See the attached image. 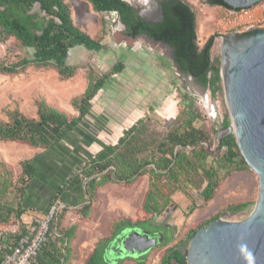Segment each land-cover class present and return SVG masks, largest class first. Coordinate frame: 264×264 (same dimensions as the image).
<instances>
[{"label": "trees", "instance_id": "obj_1", "mask_svg": "<svg viewBox=\"0 0 264 264\" xmlns=\"http://www.w3.org/2000/svg\"><path fill=\"white\" fill-rule=\"evenodd\" d=\"M84 1L90 3L97 13H116L119 22L125 26L127 37L136 39L146 35L171 47L174 61L179 64L182 73L193 77L195 83L209 89L214 95L221 91V68L219 63L211 62L213 39L208 40L203 48L199 47L196 41L197 12L188 1L155 0L161 12L157 22L144 20L124 0ZM206 3L233 11L224 0H206ZM10 39H14L22 50L31 51V54L21 57L18 54L11 61L7 58L0 60V74L16 76L30 68L53 69L62 81L73 78L77 73L78 67L68 63L70 52L75 47L83 46L93 52H100L104 48L101 41L92 38L74 23L71 7L65 0H0V43ZM123 71V63H117L112 73L105 76H98L91 71L85 92L72 102L77 112L75 117H69L43 101L38 103L35 117L25 116L18 111L10 113L8 122L0 121V141L21 143L44 151L53 149L69 133L79 129L98 93L106 87L111 76ZM183 98L185 111L167 135L159 137L150 131L148 118L140 119L124 131L116 144L103 147L88 159L79 172L63 182L52 198V202L58 200L66 205L54 227L60 237L52 240L41 251L37 264H65L68 245L74 239L75 231L71 229L64 233L61 229L64 213L71 208H79L83 217H89L92 202L101 187L110 183L131 186L148 176L149 187L143 202V211L147 215H163L177 192L186 194L192 200L190 213H193L200 205L191 194V188L200 190L201 200L208 203L234 172L248 169L233 135L222 140L219 150H208V146H212L211 137L202 128L196 127L200 116L190 96L185 93ZM230 124V118L226 116L221 126L226 128ZM21 168L18 181L13 183L12 173L0 159V225L13 226L15 222L20 225L14 233H6L7 243L19 238L27 227L23 222L27 214L23 200L36 170L32 160L23 162ZM12 192L16 193L15 202L7 199ZM250 206L248 202H238L228 205L226 209L237 214ZM217 219L219 217H214L191 229L188 241L193 239L199 229ZM145 225L153 229L163 228L143 221L119 222L109 238L97 243L86 264H113L105 260L109 244L123 231ZM169 242L164 241L162 246ZM2 259L3 255L0 254V263ZM160 264H187L186 255L178 246H174L164 252Z\"/></svg>", "mask_w": 264, "mask_h": 264}, {"label": "rangeland", "instance_id": "obj_2", "mask_svg": "<svg viewBox=\"0 0 264 264\" xmlns=\"http://www.w3.org/2000/svg\"><path fill=\"white\" fill-rule=\"evenodd\" d=\"M124 1L143 18H158L156 12L159 8L155 0ZM186 1L197 5L198 44L204 38L200 25L203 21L210 35L208 40L213 39L211 62L219 63L222 71V39L216 34L237 33L240 28H225V23L235 16H230L228 11L222 8L208 5L206 0ZM65 2L71 7L74 23L92 38L101 41L103 50L93 52L83 46L75 47L70 52L68 63L78 67V70L76 75L67 81L60 80L53 69L30 68L16 76L0 74V121L8 122L9 114L16 111L28 117H35L38 103L41 101L69 117H75L77 112L72 102L85 92L91 71L98 76H105L112 73L117 63H123L124 71L111 76L106 87L92 101L91 111L79 129L69 133L65 140L53 149L44 151L21 143L0 141V159L12 173L13 183L18 181L22 173L21 164L29 160L38 166L42 161H54V167L61 173L62 179H67L78 172L88 159L103 147L116 144L125 130L143 118L149 119L151 132L164 137L176 126L178 117L185 111V93L192 99L194 109L200 116L196 127L202 128L211 137L212 146H208L209 150H219L221 135L223 139L228 137L226 131L222 133L224 128L221 125L226 116H229L231 121L222 80L221 91L214 95L209 89L195 83L192 77L179 73L166 47L143 37H127L116 13H97L91 4L84 0ZM263 5L264 2L259 3L257 7ZM260 26L264 29V25L260 24L258 29ZM28 53L31 54V51L22 50L14 39L0 43V60L7 58L11 61L18 54L21 57L27 56ZM214 129H217V132H214ZM148 187V176L142 177L131 186L110 183L98 190L89 217H83L79 208H71L64 213L61 229L64 233L71 229L75 231L74 239L69 244V261L65 264H86L97 243L109 238L115 225L122 221H143L153 226L172 229V235L167 231L166 237L170 242L165 246H162L163 242L155 247L142 263L160 264L164 252L174 246H178L186 254L190 243L188 232L212 218L219 217L230 222L246 220L252 213L259 195L258 177L248 166L246 171L234 172L218 190L215 198L208 203L201 200L200 190L191 188V194L200 205L193 213H190L192 200L186 194L177 192L163 215L150 216L143 211ZM15 198L16 193L12 192L7 199L15 202ZM238 202H248L251 206L243 213L234 214L227 211L228 205ZM19 227L18 222L13 226L0 225V229L6 233H14ZM145 227L149 228V225ZM114 256V253H110L107 260L110 261ZM122 264L138 262L127 259Z\"/></svg>", "mask_w": 264, "mask_h": 264}, {"label": "water", "instance_id": "obj_3", "mask_svg": "<svg viewBox=\"0 0 264 264\" xmlns=\"http://www.w3.org/2000/svg\"><path fill=\"white\" fill-rule=\"evenodd\" d=\"M224 2L239 12L264 0ZM216 36L222 39L221 79L231 116L230 126L222 133L234 135L242 157L258 177L259 195L246 220L230 222L220 218L199 229L185 255L187 264H264V29ZM141 37L158 43L146 35ZM161 45L169 50L178 72L185 75L174 61V50ZM222 140L221 135L219 148ZM160 238L158 233L137 228L125 230L109 244L105 258L114 253L110 261L117 263L122 257L145 256L161 244Z\"/></svg>", "mask_w": 264, "mask_h": 264}, {"label": "built area", "instance_id": "obj_4", "mask_svg": "<svg viewBox=\"0 0 264 264\" xmlns=\"http://www.w3.org/2000/svg\"><path fill=\"white\" fill-rule=\"evenodd\" d=\"M258 6V5H257ZM249 10L228 11L234 19L225 23V28L237 29V33H243L258 29L259 24L264 25V5ZM259 10V11H258ZM258 11V12H257ZM260 26V30H263ZM66 209L61 201H54L50 204L44 216L36 217L27 225L25 232L13 242H5L6 231L0 229V254L3 259L0 264H37L41 251L59 238L60 235L55 229L59 216Z\"/></svg>", "mask_w": 264, "mask_h": 264}, {"label": "crops", "instance_id": "obj_5", "mask_svg": "<svg viewBox=\"0 0 264 264\" xmlns=\"http://www.w3.org/2000/svg\"><path fill=\"white\" fill-rule=\"evenodd\" d=\"M189 3L194 7L196 11L197 5L192 2H189ZM111 14H114V13H111ZM196 22H197V43H198V36H199L198 20ZM200 25L204 31V38L202 42L199 43L198 45L203 47L206 44L207 40L209 39L210 35L207 33L208 29L203 24V21H201ZM39 165L40 166L34 164L36 174H35L33 182L31 183L30 189L27 191V194L23 200V207L27 211L25 219H23V222L26 226L29 225L33 221L34 218L44 216L47 213L50 207V204L52 202V198L54 197L55 193L57 192L59 187L62 186L63 182L68 179V178L67 179L64 178V180L62 179L63 177H61L62 176L61 173L57 170L56 167H54L55 166L54 161H42V163L40 162ZM137 229H140L145 232H150V233H158L161 236L160 238L161 244L167 240L166 238L167 233H168L167 231H169L170 235H172L171 228L153 229L151 227L149 228L142 227V228H137ZM68 249H69V245H68ZM70 253L71 252L69 249L68 252H66L67 260L65 263L69 261ZM146 258H147V255L142 256V257H135V258L125 257V259H119L117 263L122 264L124 260L128 259V260H135L138 262V264H142L146 260ZM106 259L107 258H105V260ZM110 263L117 264V263H114L113 261H110Z\"/></svg>", "mask_w": 264, "mask_h": 264}, {"label": "flooded vegetation", "instance_id": "obj_6", "mask_svg": "<svg viewBox=\"0 0 264 264\" xmlns=\"http://www.w3.org/2000/svg\"><path fill=\"white\" fill-rule=\"evenodd\" d=\"M158 6V5H157ZM159 8V7H158ZM140 16L143 18V16L140 14ZM156 16H158V18L156 20H151V19H148V18H143L144 20H147V21H153V22H157L159 20V18L161 17V12H160V9L156 12ZM141 37V36H140Z\"/></svg>", "mask_w": 264, "mask_h": 264}]
</instances>
